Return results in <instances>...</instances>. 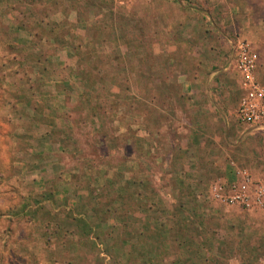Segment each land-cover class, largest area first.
<instances>
[{"label":"rangeland","instance_id":"374dc122","mask_svg":"<svg viewBox=\"0 0 264 264\" xmlns=\"http://www.w3.org/2000/svg\"><path fill=\"white\" fill-rule=\"evenodd\" d=\"M183 1L207 15L202 27L224 19L218 5ZM158 9L0 0V264H264V211L211 200L222 126L208 130L192 106L204 98L180 95L191 70L179 47L160 51ZM227 23L229 42L243 38ZM233 92L230 139L243 127ZM238 144L231 154L257 180L264 146Z\"/></svg>","mask_w":264,"mask_h":264},{"label":"crops","instance_id":"0c3cea01","mask_svg":"<svg viewBox=\"0 0 264 264\" xmlns=\"http://www.w3.org/2000/svg\"><path fill=\"white\" fill-rule=\"evenodd\" d=\"M156 1L159 5L161 36L166 38L163 39V41L166 40V44L161 46L160 51L167 53L171 52L173 48L179 47L182 52V57L178 58V61L181 60V68L191 70L190 79L177 80L181 86L180 95H184L188 100H191V98H188L186 93L204 98L206 101L202 105L194 102L196 100L192 99V106L197 109L203 108L208 112L210 122L208 130L216 129L217 125L222 126L223 141L220 145L224 147V152L221 151L224 154L225 160L223 166L220 168V175L209 185L208 190L211 192L214 187L228 188L232 183L237 182L244 185L246 184L242 177L244 173H248L250 179L253 181L261 180L264 176V170L257 180H255L251 169L241 167L238 161H236L238 157L231 154L232 151H235L239 142L238 145L242 148H245L247 145L249 152L252 151L251 149H255L259 153V145L264 146V126L243 125L237 121L235 114L236 123L241 127L243 126L240 130H238V127L235 129L239 131L240 139H230L231 137L228 135L229 120H227L224 113L226 109L231 108L233 97L230 98L229 96H234L233 89L235 88L239 89L241 96L242 90L239 88L237 74L235 76L236 70L230 63L229 52L227 53L228 47L231 44L229 39L232 38L227 37L224 27L228 28L231 26V24L227 23L228 20L236 23L237 31L246 39L251 50L256 55L255 76L260 83L264 84V0H202L209 7V10L210 8L214 9L218 5L216 7L220 11V16L217 18H224L218 24L219 27L210 24L207 26L204 24V27H202L199 21L204 19V16L207 19V15L193 6L186 5L183 0ZM147 3L153 5L154 0H147ZM21 14L23 16V13ZM43 21H45L44 18L38 19L40 24H43ZM66 21H68L66 25L67 30L70 29L71 31L73 27H76L74 25V22L77 21L76 18H67ZM54 24H57L59 27L57 21ZM206 69L210 71L205 73L204 70ZM228 77L234 79V84H232V81ZM220 92L222 93L221 96L218 94ZM239 98H234V100H237L236 105H238ZM232 108L234 109L235 107ZM199 111L203 112V110ZM196 128L199 131L201 125H196ZM199 133L204 135L202 130V132H197L196 136L198 135V137L194 136V138L196 137V141L202 145L206 143V139ZM208 135L211 137L210 133ZM206 155L212 158L210 152L206 153ZM257 156L262 160V168L264 169V153H259ZM250 186H253V184H250ZM211 200L213 203H218L219 206H233L213 200L212 198ZM236 207L242 211L251 213L264 211V204L252 209L238 205ZM74 221H79L78 217L74 216Z\"/></svg>","mask_w":264,"mask_h":264},{"label":"built area","instance_id":"2783aa9c","mask_svg":"<svg viewBox=\"0 0 264 264\" xmlns=\"http://www.w3.org/2000/svg\"><path fill=\"white\" fill-rule=\"evenodd\" d=\"M118 1L123 3L127 0ZM229 55L230 63L238 73V84L242 90L235 111L237 121L243 125L264 126V84L255 76L256 55L248 42L240 37L231 41ZM242 177L246 184L237 182L228 188L214 187L211 198L248 209L264 204V176L258 181L251 180L248 173H244Z\"/></svg>","mask_w":264,"mask_h":264}]
</instances>
